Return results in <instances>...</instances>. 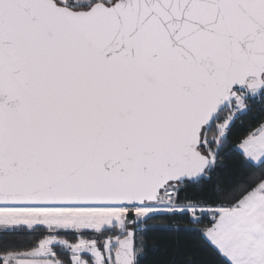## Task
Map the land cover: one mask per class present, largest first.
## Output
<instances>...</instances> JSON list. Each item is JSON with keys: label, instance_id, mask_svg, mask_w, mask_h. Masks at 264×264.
<instances>
[{"label": "snow or ice", "instance_id": "1", "mask_svg": "<svg viewBox=\"0 0 264 264\" xmlns=\"http://www.w3.org/2000/svg\"><path fill=\"white\" fill-rule=\"evenodd\" d=\"M0 264H264V0H0Z\"/></svg>", "mask_w": 264, "mask_h": 264}]
</instances>
